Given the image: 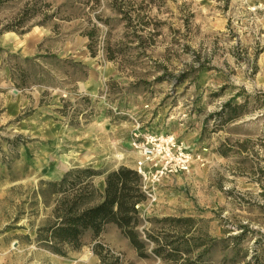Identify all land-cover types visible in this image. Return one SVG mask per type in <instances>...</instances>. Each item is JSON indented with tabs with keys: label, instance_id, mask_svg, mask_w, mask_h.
Listing matches in <instances>:
<instances>
[{
	"label": "rangeland",
	"instance_id": "rangeland-1",
	"mask_svg": "<svg viewBox=\"0 0 264 264\" xmlns=\"http://www.w3.org/2000/svg\"><path fill=\"white\" fill-rule=\"evenodd\" d=\"M7 27L0 264H103L96 243L110 252L105 264H172L152 243L139 256L113 224L65 256L36 241L52 209L34 194L40 180L75 167L134 168L138 131L172 133L196 157L138 206L140 230L209 239L205 264L264 257V0H0ZM240 91L242 116L209 118ZM166 217L193 221L187 229L155 221Z\"/></svg>",
	"mask_w": 264,
	"mask_h": 264
},
{
	"label": "trees",
	"instance_id": "trees-1",
	"mask_svg": "<svg viewBox=\"0 0 264 264\" xmlns=\"http://www.w3.org/2000/svg\"><path fill=\"white\" fill-rule=\"evenodd\" d=\"M6 30H9V27L1 29L0 33ZM72 66L79 74V78L86 76L83 64L75 62ZM243 93L244 91H240L228 99L221 109L212 113L209 118L213 117L220 123L238 119L245 113L244 108L248 102V95H244V101L236 100ZM13 145L16 146L17 143L14 141ZM103 174L105 187L101 190L96 178ZM34 194L41 197L46 205L52 206L45 223L36 229V241L60 255L65 256L68 250L81 249L87 233H91L96 239L110 224L121 231L139 256H147L148 245L152 243L151 252L164 262L172 264H205L208 261L207 255L216 245L209 239H201L189 235L188 232L140 230L143 218L138 206L148 200V195L143 189L142 176L135 168L126 165L115 169L75 167L58 179L40 180ZM155 221L167 223L177 229H187L193 219L166 217ZM233 239L237 244L241 238ZM228 246L227 244L224 248ZM94 251L105 264L110 255L109 250L96 243ZM229 259L230 264L238 262L235 256H230ZM253 260V264H264V257L259 254L254 256ZM247 264H250V261Z\"/></svg>",
	"mask_w": 264,
	"mask_h": 264
},
{
	"label": "built area",
	"instance_id": "built-area-1",
	"mask_svg": "<svg viewBox=\"0 0 264 264\" xmlns=\"http://www.w3.org/2000/svg\"><path fill=\"white\" fill-rule=\"evenodd\" d=\"M132 146L138 155L134 168L142 176L143 189L152 201L156 200V185L168 175L189 172L196 160L174 134L164 131H138Z\"/></svg>",
	"mask_w": 264,
	"mask_h": 264
},
{
	"label": "crops",
	"instance_id": "crops-1",
	"mask_svg": "<svg viewBox=\"0 0 264 264\" xmlns=\"http://www.w3.org/2000/svg\"><path fill=\"white\" fill-rule=\"evenodd\" d=\"M104 187H105V178H104V177H102V179H101V181H100L99 188H100L101 190H103V189H104Z\"/></svg>",
	"mask_w": 264,
	"mask_h": 264
}]
</instances>
